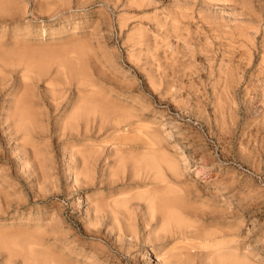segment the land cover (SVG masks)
<instances>
[{
    "label": "rangeland",
    "instance_id": "1",
    "mask_svg": "<svg viewBox=\"0 0 264 264\" xmlns=\"http://www.w3.org/2000/svg\"><path fill=\"white\" fill-rule=\"evenodd\" d=\"M57 1L0 0L8 8L0 15V264H54L52 256L73 264H162L171 246L188 257L180 264H222L232 249L248 264H264V0H238L246 14L202 4L204 22L192 14L185 24L173 18L189 0ZM255 12L252 67L232 95L222 89L224 76L246 62L237 58L236 32ZM244 88H255L260 102H243ZM82 99L88 112L83 105L77 112ZM20 100L39 129L32 139L10 126L8 113ZM142 126L141 134H160L178 177L167 172L152 185L139 171L127 179L147 166L138 156L149 151L138 141ZM124 134L136 141L122 143ZM87 152L94 157L87 158L90 182L75 183L73 170ZM119 168L113 181L108 172ZM152 187L168 189L182 235L151 242L156 231L142 227L140 200L127 205H140L132 206L130 230L119 215L115 224L109 219L108 198ZM99 208L105 222L94 223Z\"/></svg>",
    "mask_w": 264,
    "mask_h": 264
},
{
    "label": "bare ground",
    "instance_id": "2",
    "mask_svg": "<svg viewBox=\"0 0 264 264\" xmlns=\"http://www.w3.org/2000/svg\"><path fill=\"white\" fill-rule=\"evenodd\" d=\"M57 1V0H56ZM58 1H60V0H58ZM56 2V4H59L60 2ZM206 7V10L205 11H207V9L208 8H210L211 6H213V5H215V4H219V5H221V6H223V7H230V8H232L233 10H235V9H238V10H240L241 11V13L242 14H244L245 13V10H244V2L243 1H235V0H189V1H187V2H183L179 7H178V10H179V12H178V17H175V18H173L174 20L173 21H175L176 23H179V22H181V23H184V21H185V19H187L188 17L189 18H194V16L196 17V19L197 20H200L201 22L203 21L204 22V17H200V11H202L201 9H203V5ZM49 5H50V3H49ZM52 5V4H51ZM60 5V4H59ZM197 5H199V7H197ZM5 6H7V4H3V5H1L0 4V15L2 14H4V12L6 13V11L8 10V8H6ZM9 6V5H8ZM48 6V5H47ZM238 6V7H237ZM49 9V8H48ZM197 9V10H196ZM195 10H196V12H195ZM204 11H202V13H203ZM247 12H249V11H247ZM9 13V12H8ZM11 14V13H10ZM192 14H194V16L192 15ZM246 14V13H245ZM250 18L247 20V21H245V23L243 24V26H241L240 28H238L237 29V35H236V40L234 41V38L232 39L231 38V36H230V38H231V40H233L234 42H237L236 44H238V48L237 47H235L234 46V49L235 48H237L236 49V55H237V58L239 57L240 59H243V61L245 60L246 62H244V64H240V63H238V61H237V63H235L234 64V66H233V70L232 69H230V73L228 74V73H226V77L224 76V78L225 79H223L224 80V85H223V88L222 89H224V90H226L227 92H228V90L230 89V91L232 92V95H233V93H235L236 92V90H237V84L241 81V78L242 77H244L245 76V74L250 70V68L252 67L251 66V55H252V53H251V47L253 48V43H252V41H253V39H254V34H256L257 33V30H258V22H259V17H260V15L257 13V12H255L254 14H251L250 13ZM201 16H202V14H201ZM202 19V20H201ZM206 22V21H205ZM209 23V22H208ZM185 24V23H184ZM206 24V23H205ZM178 26H180V25H178ZM210 27H211V24H210ZM174 28H175V26H174ZM180 28V27H179ZM183 29L182 30H184V27H182ZM175 30V29H174ZM233 36V35H232ZM230 42H232V41H230ZM229 42V43H230ZM230 44H232V43H230ZM234 44V43H233ZM230 47V46H229ZM231 48V47H230ZM233 49V48H232ZM233 58V57H232ZM238 58V59H239ZM67 61V60H66ZM24 65V64H23ZM45 66V65H44ZM28 66H26L25 68H27ZM24 68V69H25ZM28 70L27 71H29V67L27 68ZM236 69L238 70L239 69V71H236ZM229 71V70H228ZM259 71V70H258ZM257 71V72H258ZM236 72V73H235ZM260 72V71H259ZM29 73V72H28ZM253 74V73H252ZM254 75H257L256 74V72H255V74ZM250 78V77H249ZM77 79V78H76ZM243 79V78H242ZM234 80L236 81L235 83H234ZM242 83V82H241ZM250 84V83H249ZM222 85V84H221ZM241 85V84H240ZM248 85V84H247ZM246 85V86H247ZM222 87V86H221ZM25 88V87H24ZM257 88V87H256ZM221 89V90H222ZM221 90H219V91H221ZM223 91V90H222ZM242 91V90H241ZM257 90H255V88L254 89H248V88H244V90H243V94H242V97H245V98H243V99H245L243 102H246V100H247V103L248 102H250V98H252L253 97V99L254 100H256V102H258L260 99H258L259 98V94L256 92ZM223 93V92H222ZM264 93V92H263ZM221 94V93H220ZM223 95V94H222ZM241 95V94H240ZM261 95V94H260ZM225 97V96H224ZM232 97V96H231ZM261 97V96H260ZM107 97L106 96H104V97H102V99L105 101V100H107L106 99ZM261 98H263V97H261ZM17 99V98H16ZM99 99H101V98H99ZM101 99V100H102ZM219 99V98H218ZM229 99V98H228ZM242 99V98H241ZM252 99V100H253ZM18 100H19V98H18ZM28 100V99H27ZM26 100V101H27ZM82 100H84V99H82ZM98 100V99H97ZM100 100V101H101ZM225 100L226 101H228L226 98H225ZM251 100V101H252ZM253 100V101H254ZM263 100V99H262ZM104 101H102V103L104 104L105 102ZM223 101H224V99H223ZM242 101V100H241ZM17 102V103H16ZM16 102H14V103H16L15 104V106H13V104H12V106H13V108L11 109V111L10 110H8V117L10 118V126H11V129L15 132V133H17V132H21V134L23 135V136H30V138L32 137L31 136V134H32V132H33V130H35V126H37V125H35V123L36 122H34V118H32L31 116H30V113L28 112V108L27 107H29V104H27V105H25V104H23V102L20 100V102H18V101H16ZM84 102H85V100L84 101H82L81 102V105L79 106V108H78V110H77V108H75L76 110H77V112L80 110V108H81V106L83 105V107L85 106L86 107V102H85V105H84ZM222 102V101H221ZM260 102V101H259ZM27 103V102H26ZM83 103V104H82ZM91 103H93V105H94V102L92 101ZM233 103V102H232ZM99 104V103H98ZM106 104H107V102H106ZM221 104V103H220ZM228 104V103H227ZM230 104V103H229ZM250 104V103H249ZM91 105V104H90ZM243 105H244V103H243ZM245 105H246V103H245ZM261 105V104H260ZM88 106V105H87ZM218 106V105H217ZM224 106V105H223ZM228 106V105H227ZM85 107H84V111L86 110L87 112L90 110V109H85ZM233 107V106H232ZM260 107V106H259ZM87 108V107H86ZM114 108V107H113ZM112 108V109H113ZM219 108V107H218ZM224 108V107H223ZM33 109V108H32ZM222 109V108H221ZM30 110H31V108H30ZM72 110V109H71ZM75 110V111H76ZM111 110V109H110ZM237 110V109H236ZM262 110H264V109H262ZM32 111V110H31ZM83 111V109L81 110V116H82V112ZM219 111V110H218ZM217 111V112H218ZM228 111V110H227ZM77 112H76V114H77ZM223 112V111H222ZM236 112V111H235ZM263 112V111H262ZM31 113H33V112H31ZM124 113V112H123ZM79 114H80V112H79ZM79 114H77L78 116H80ZM83 114H85V113H83ZM87 114V113H86ZM84 115L85 117L87 116V115ZM124 114H126V112L124 113ZM35 115V114H34ZM73 116H74V118H75V114L74 115H72V120H71V124H70V122L68 123V124H70L69 126L71 127L72 126V124H74V126H76L75 124L76 123H78V122H75V120H74V118H73ZM80 116V117H81ZM126 116V115H125ZM237 116V115H236ZM84 117V118H85ZM122 117H123V114H122ZM121 117V118H122ZM127 117V116H126ZM77 118H79V117H77ZM84 118H83V121H84ZM87 118V117H86ZM80 119H82V117L80 118ZM119 119H120V117H119ZM6 120V119H5ZM78 120V119H77ZM76 120V121H77ZM228 120V119H227ZM231 120V119H230ZM127 120H125V122H126ZM72 122H75V123H72ZM134 122V121H133ZM230 122V121H229ZM84 123V122H83ZM67 124V125H68ZM85 124H86V120H85ZM126 124V123H125ZM130 124V123H129ZM231 124V123H230ZM95 125V124H94ZM144 125V124H143ZM74 126L73 127H71V129L73 130V128H74ZM96 126V125H95ZM126 126V125H125ZM135 127H134V129L135 128H138L139 126H136V125H134ZM66 127V126H65ZM68 127V126H67ZM70 127H68L69 129H70ZM78 127V126H77ZM145 127H149L150 128V125L148 126V124H146V126ZM235 127V126H234ZM243 127V126H242ZM41 128V127H40ZM76 128V127H75ZM85 128H86V125H85ZM96 128V127H95ZM128 128V127H127ZM142 129L140 130V129H137L138 130V132H140V134H141V132H143L144 130H143V128H144V126H142L141 127ZM222 128V127H221ZM37 129L38 128H36V131H35V133L37 132L38 133V131H37ZM133 129V130H134ZM145 129V128H144ZM152 129V128H151ZM154 130H155V128H153ZM224 129V128H223ZM244 129H245V127H244ZM39 130V129H38ZM131 130V129H130ZM140 130V131H139ZM134 132V131H133ZM36 133V134H37ZM40 133V132H39ZM128 133V132H127ZM34 134V133H33ZM32 134V135H33ZM35 134V135H36ZM140 134L138 133V135H139V137H138V135L136 136L135 134V136L134 137H138V141L140 140V139H142V142H144L143 144H144V147L145 148H147L149 151H145L146 153H143V151H142V153H141V155H138V156H142V157H140V159H142L141 160V162L143 161L145 164H147V166H145V167H143V169H141V168H137V169H141V170H132L131 171V173H130V175H131V177L130 178H127V179H131V178H133V180H134V177L136 176V178L139 176V174H138V172L140 171H142L143 173H142V175L145 177V178H147V180L149 181V183L150 184H157L156 182H165V179H164V176H165V173H169V175H172V176H177L179 173H178V165H177V163H175V161L173 160V161H171V158H170V160H169V157H170V155L169 156H166V155H168V154H166V152H164L165 151V149H164V151L162 152V150H163V148H165V147H163L162 145L164 144H161V142H162V138L159 136L160 134H158V133H156L155 132V134H154V132H151L150 130L149 131H145V133L144 134H141V136H140ZM126 134H124V136L123 135H121V136H123V138L121 137V136H119V141L121 142V140H120V137H121V139H122V143L123 142H126V141H131V140H133L134 142L136 141V139L134 138L133 139V136L132 137H130L129 135H127V136H125ZM158 135V136H157ZM247 135V134H246ZM34 136V135H33ZM130 138H129V137ZM221 136V135H220ZM226 136V135H225ZM40 137V136H39ZM141 137H144V139L143 138H141ZM161 139H160V138ZM33 138H35V137H33ZM38 138V137H37ZM32 139V138H31ZM225 140V139H224ZM247 140V139H246ZM129 142H126L127 144L129 143ZM121 143V144H122ZM244 143V142H243ZM139 144V143H138ZM118 145L120 146V144L118 143ZM125 145V144H124ZM135 145H137V144H135ZM142 145V144H141ZM223 145V144H222ZM143 146V145H142ZM244 146V145H243ZM254 146V145H253ZM141 147V146H140ZM144 148V149H145ZM142 149V148H141ZM138 150V149H137ZM241 150H242V148H241ZM252 150V149H251ZM90 151V150H89ZM223 151H224V149H223ZM247 151V150H246ZM81 152H83V151H81ZM93 151H91L90 153H92ZM79 153V152H78ZM85 153V152H84ZM89 152H87V157L85 158H83V156H82V159L81 158H79V159H81V162H80V164H81V168H80V170H77V169H74L73 170V174H72V179H73V182H75V183H78V182H86V184H87V181L91 178V174H93V171H91L92 169H91V164H90V162L92 163L93 162V158L94 157H92L93 155L92 154H88ZM147 153H149V154H147ZM145 154H147V155H145ZM81 155H83V154H81ZM90 155H92V156H90ZM133 155V154H132ZM225 155V154H224ZM85 156V155H84ZM95 156V155H94ZM71 157H72V155H71ZM90 159L91 160V158L93 159L92 161H90V162H88L89 160L88 159ZM227 158V157H226ZM79 159H78V161H79ZM129 159V158H128ZM137 159V158H136ZM169 160V161H168ZM139 161L140 160H138V161H136V162H138V164H139ZM122 162V161H121ZM142 162V163H143ZM162 162V164L161 165H164V163H165V167L164 168H162V166H160V163ZM177 162V161H176ZM168 163V164H167ZM23 164V163H22ZM21 164V165H22ZM177 165V166H176ZM120 166V165H119ZM144 166V165H143ZM21 166H19V168H20ZM79 167V166H78ZM77 167V168H78ZM121 167V166H120ZM138 167V166H137ZM75 168V167H74ZM93 168V167H92ZM21 169V168H20ZM134 169H136V168H134ZM114 170V169H113ZM112 170V171H113ZM118 170V169H117ZM130 170H131V167H130ZM122 172V168L120 169L119 168V170L117 171V172H115V173H111V171H110V173H111V175L109 176V172H108V177H110V178H112V180H113V178L114 179H116V177L118 176V173H120V172ZM68 172H70V171H68ZM164 172V173H163ZM128 173V172H127ZM121 174V173H120ZM123 174V173H122ZM106 175V174H105ZM80 176V178H81V180H79V177ZM178 177V176H177ZM179 177H180V175H179ZM142 178V177H141ZM173 178V177H172ZM108 179V178H107ZM144 179V178H143ZM111 180V179H110ZM109 180V181H110ZM167 180V179H166ZM114 181V180H113ZM116 181V180H115ZM88 182H90V181H88ZM136 182H138V181H136ZM109 183V182H108ZM115 183V182H114ZM162 183V184H163ZM89 184V183H88ZM169 184V182H167L166 181V186ZM160 185V184H159ZM148 186V185H147ZM146 186V187H147ZM175 187V186H174ZM156 188V187H155ZM171 188V187H170ZM128 190V189H127ZM176 190H177V188H176ZM132 191V190H131ZM166 191H168V189L166 188V189H164V190H161V188H156V189H154L153 187L151 188V189H148V190H144V191H142L141 190V192H136L134 195H129V192L128 191H125V192H118V193H116V194H114V196H111L110 198L111 199H109L108 198V200H109V202L108 203H105V205H104V207H106L107 209V211H106V213L107 212H109L111 215H109V219L111 220V221H113V224H115L116 222L115 221H117L118 222V220L120 219V218H118V215L121 217V219L122 220H124L123 221V223L125 222L126 223V225H125V223H124V225H122V227H130L131 226V224H132V220H131V216L133 215L132 213L134 212L133 211V208H137L138 206H140L139 204H138V206L136 205V203H135V207L133 206V205H130L129 207L127 206L128 205V203L131 201V200H137V201H144L143 203H144V205H145V212H143L142 214H141V225H142V227L143 228H146L147 226H150L149 227V229H148V231L149 230H151V231H156L155 233H154V237L153 238H151V242H159L160 243V241H163L164 240V238H166L165 236H167L168 234L170 235L171 233L172 234H176L177 236H180V235H182V232L180 231V224H179V226H178V222L180 223V221L182 220L181 218H180V214H179V216L176 214V213H178V212H175L176 210H174L176 207H174V209H172L170 206H168L169 204H170V202H172L173 200H169L170 199V197H169V199L167 198L168 196H167V192ZM175 191V190H174ZM134 192V191H133ZM176 192V191H175ZM176 194V193H175ZM193 195V194H192ZM127 196V197H126ZM198 199V198H197ZM107 202V201H106ZM176 204V203H175ZM229 204V203H228ZM227 204V205H228ZM181 205V204H180ZM95 206V205H94ZM132 206H133V208H132ZM100 207H101V205H100ZM180 207H182V206H180ZM184 207V206H183ZM182 207V208H183ZM94 208V207H93ZM132 208V209H131ZM102 209V208H101ZM100 208L99 209H96V210H94V211H96V215L94 214L93 215V217H91V219H92V221H94V223H101V222H105V220L104 221H102L101 220V217H100V211H104L105 210V208L104 209H102L101 210ZM139 209V208H138ZM100 210V211H99ZM181 211L183 210V209H180ZM180 211V212H181ZM93 212V211H92ZM136 212V211H135ZM99 213V214H98ZM156 213H158V219L156 220L155 218H156ZM102 216H104V213H103V215ZM106 216H108V215H106ZM104 218H106V217H104ZM103 218V219H104ZM180 218V219H179ZM108 219V218H107ZM155 219V225H154V227H153V225H150V223H151V221H153ZM109 220V221H110ZM129 221H131V222H129ZM185 221H187V220H185ZM115 222V223H114ZM91 223V222H90ZM112 223V222H111ZM120 223V222H119ZM122 223V222H121ZM182 223V222H181ZM92 226V225H91ZM186 226V225H185ZM132 227V226H131ZM194 227V226H193ZM186 229V228H185ZM215 229V228H214ZM124 230H126V231H128V230H130V228L129 229H124ZM123 230V231H124ZM196 230V229H195ZM199 230V229H198ZM192 231V230H191ZM131 232H132V230H131ZM187 232V231H186ZM195 232V231H194ZM208 232V231H207ZM128 233V232H127ZM184 233V232H183ZM209 233V232H208ZM208 233H207V236L204 234V236H206V237H208L209 235H208ZM129 234V233H128ZM167 234V235H166ZM172 234L169 236H167V237H171L172 236ZM215 235V232L214 233H212V235ZM217 234V233H216ZM222 234V233H221ZM131 235V234H130ZM156 235V236H155ZM185 235H187V234H185ZM193 235H194V233H193ZM197 235H199V234H197ZM213 235V236H214ZM173 237V236H172ZM188 237H190V236H188ZM210 238H212V236L210 237ZM217 238V237H216ZM147 241L149 240V239H147V237L145 238ZM233 239V238H232ZM166 240V239H165ZM187 240V239H186ZM215 239H213V241H214ZM217 241H218V239H216ZM221 240V239H220ZM219 240V241H220ZM180 241V240H179ZM184 241V240H183ZM214 242V243H216V245L217 246H219V245H221L222 244V242ZM224 241V240H223ZM149 242V241H148ZM195 242V241H194ZM224 242H226V241H224ZM223 242V244H225ZM164 244H165V242H163ZM206 243H207V241H206ZM205 244V243H204ZM212 244H213V242H212ZM222 244V245H223ZM157 245V244H156ZM163 245V244H162ZM206 245V244H205ZM207 245H209L208 243H207ZM166 246H167V244H166ZM195 246V245H194ZM212 247H214L213 245H211ZM156 247H160V246H155V243L153 244V248H156ZM172 247V246H171ZM169 247L170 248V250H166L165 249V251L163 252V259H161L160 260V263H162V264H172V263H174V264H180V263H187V260H189L188 259V257L187 256H185V257H187V258H185V260L183 259V257L181 256V253L180 252H177V250L179 251V249H177V247L175 248V246L174 247ZM220 247V246H219ZM219 247H217V248H219ZM224 247V246H223ZM222 247V248H223ZM231 247V246H230ZM152 248V249H153ZM199 248V247H198ZM197 248V249H198ZM215 249H216V247H214ZM228 248V247H227ZM233 248V247H232ZM231 248V249H232ZM235 248V247H234ZM237 248V247H236ZM168 249V248H167ZM177 249V250H176ZM192 249V248H191ZM202 249V248H201ZM221 249V248H220ZM220 249H218V250H220ZM97 250V249H96ZM190 250V249H189ZM230 249H228V251H229ZM34 251H36V250H34ZM44 251V250H43ZM215 251V250H214ZM237 251L238 250H236V249H232V251H230L228 254L226 253V252H224L223 253V256L224 257H222L221 255V253L222 252H220L219 254H220V261H221V257L223 258V263L222 264H248V260H247V258L245 257V253L243 254L242 253V255H240V253H238L237 254ZM242 251V250H241ZM245 251V250H244ZM27 252H32L31 250L30 251H27ZM104 252V251H103ZM103 252H102V254H103ZM216 253H215V255L217 254V249H216V251H215ZM37 253V252H36ZM41 253V252H40ZM169 254L168 255V257H167V255L166 254ZM29 254V253H28ZM35 254V253H34ZM210 254V253H209ZM25 255H27V254H25ZM47 255V254H46ZM165 255H166V258H165ZM211 255H213V253H211L210 254V256ZM244 255V256H243ZM31 256H33V255H31ZM39 256V255H38ZM48 256V255H47ZM159 256V255H158ZM218 256H217V262L219 261V258H218ZM160 257V256H159ZM26 258V257H25ZM40 258V257H39ZM76 258V257H75ZM156 258H158L157 256H156ZM162 258V257H161ZM29 259V258H28ZM33 259V258H32ZM62 259V258H61ZM58 256L56 257V256H52V259H51V263H54V264H63V263H68V264H73V260L71 261V262H69V260H65L66 262H64V260H61ZM69 259V258H68ZM187 259V260H186ZM25 260V259H24ZM128 261H129V259H127ZM159 260V259H158ZM28 261V260H27ZM43 261V260H42ZM219 261V262H220ZM222 262V261H221ZM221 262L220 263H217V264H221ZM250 262V261H249ZM26 264H27V262H25ZM32 263H33V260H32ZM43 263H45V262H43ZM188 263H189V261H188ZM29 264V263H28ZM35 264V263H34Z\"/></svg>",
    "mask_w": 264,
    "mask_h": 264
}]
</instances>
